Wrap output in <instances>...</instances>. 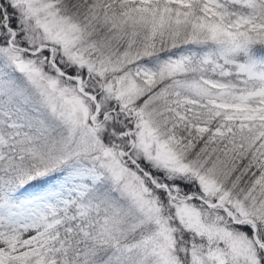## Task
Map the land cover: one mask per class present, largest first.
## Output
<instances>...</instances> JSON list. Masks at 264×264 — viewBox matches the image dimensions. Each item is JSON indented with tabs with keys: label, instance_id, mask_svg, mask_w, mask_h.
Masks as SVG:
<instances>
[{
	"label": "snow or ice",
	"instance_id": "obj_1",
	"mask_svg": "<svg viewBox=\"0 0 264 264\" xmlns=\"http://www.w3.org/2000/svg\"><path fill=\"white\" fill-rule=\"evenodd\" d=\"M0 264H264V0H0Z\"/></svg>",
	"mask_w": 264,
	"mask_h": 264
}]
</instances>
